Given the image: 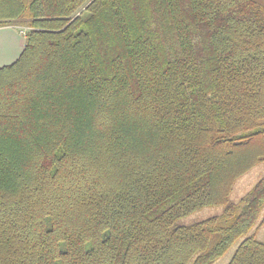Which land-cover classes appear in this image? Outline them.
Masks as SVG:
<instances>
[{"label": "trees", "instance_id": "trees-1", "mask_svg": "<svg viewBox=\"0 0 264 264\" xmlns=\"http://www.w3.org/2000/svg\"><path fill=\"white\" fill-rule=\"evenodd\" d=\"M9 24L0 264H264V171L231 198L264 168V0H0Z\"/></svg>", "mask_w": 264, "mask_h": 264}, {"label": "rangeland", "instance_id": "rangeland-1", "mask_svg": "<svg viewBox=\"0 0 264 264\" xmlns=\"http://www.w3.org/2000/svg\"><path fill=\"white\" fill-rule=\"evenodd\" d=\"M1 28H8V29H15L21 36H25L27 32V28L24 26H16V25H6ZM25 32V35L23 34ZM264 171L263 166H257L253 170H251L246 175L239 178V180L236 182L234 186L233 193L231 195L232 200L238 201L243 196L246 195L247 192H249L253 186L257 183V181L260 179ZM221 211V208H206L202 212L196 214L192 218L195 219H202L206 218L210 215L217 214ZM264 216V213L263 215ZM263 217H261L262 220ZM260 220V221H261ZM251 234H256V236L264 242V224L261 226H258L257 228L253 229ZM238 248V244H235L222 258H220L218 261H216L214 264H229L234 256V253L236 252Z\"/></svg>", "mask_w": 264, "mask_h": 264}, {"label": "crops", "instance_id": "crops-1", "mask_svg": "<svg viewBox=\"0 0 264 264\" xmlns=\"http://www.w3.org/2000/svg\"><path fill=\"white\" fill-rule=\"evenodd\" d=\"M25 38L15 29H0V68L13 64L22 54Z\"/></svg>", "mask_w": 264, "mask_h": 264}, {"label": "built area", "instance_id": "built-area-1", "mask_svg": "<svg viewBox=\"0 0 264 264\" xmlns=\"http://www.w3.org/2000/svg\"><path fill=\"white\" fill-rule=\"evenodd\" d=\"M23 34L25 35V32Z\"/></svg>", "mask_w": 264, "mask_h": 264}]
</instances>
